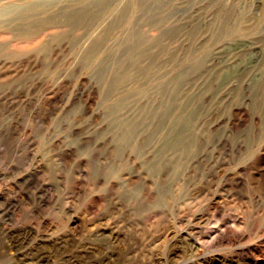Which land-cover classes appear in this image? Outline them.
<instances>
[{"label": "rangeland", "instance_id": "1", "mask_svg": "<svg viewBox=\"0 0 264 264\" xmlns=\"http://www.w3.org/2000/svg\"><path fill=\"white\" fill-rule=\"evenodd\" d=\"M28 1L37 0H0V264H39L40 253L49 264H264V0H113L103 39L102 27L35 37L63 11L17 14ZM229 14L241 30L225 36ZM138 50L147 56L133 64ZM124 70L138 75L117 87ZM153 101L166 103L157 147L198 117L201 150L210 146L214 160L201 165L211 174L190 187L181 212L117 198V181L143 179L128 180V163L113 172L115 131Z\"/></svg>", "mask_w": 264, "mask_h": 264}, {"label": "bare ground", "instance_id": "2", "mask_svg": "<svg viewBox=\"0 0 264 264\" xmlns=\"http://www.w3.org/2000/svg\"><path fill=\"white\" fill-rule=\"evenodd\" d=\"M167 1V0H166ZM172 1V0H170ZM169 1V2H170ZM202 1V0H201ZM204 1V0H203ZM211 1V0H210ZM26 2V1H25ZM30 2V1H28ZM116 1L113 0H37L30 2L29 4H23V7H17L16 13H21V10L29 11H39V10H48L49 8H56L58 5H61L62 14L57 19H50L43 24V26L37 30V35L35 33V37L39 36V31L49 32L51 37H59L61 35H66L69 31L77 30H86V32L94 30V28H101L104 30L102 35L105 37L106 31L108 30L109 23L107 21V17L111 14V12L115 11L117 6ZM125 2V1H124ZM129 2V1H128ZM123 3V1H122ZM191 3V2H190ZM193 3V2H192ZM200 3V2H199ZM261 4V3H260ZM20 5V3L18 4ZM133 5V4H132ZM184 5V4H183ZM188 5V4H187ZM199 5V4H198ZM207 5V4H206ZM21 6V5H20ZM131 6V5H130ZM181 6V5H180ZM133 7V6H132ZM152 7V6H147ZM157 7H160L157 5ZM184 7V6H182ZM187 8V6H185ZM189 7V6H188ZM191 7V6H190ZM208 7V6H207ZM222 7V6H221ZM220 7V8H221ZM226 7V6H225ZM19 8V9H18ZM185 8V9H186ZM203 8V7H202ZM223 8V7H222ZM259 8V7H258ZM114 9V10H113ZM127 9V8H126ZM129 9V8H128ZM160 9V8H159ZM204 9V8H203ZM13 10V9H12ZM122 10V9H121ZM162 10V8H161ZM178 10V9H177ZM35 11V12H36ZM50 11V10H48ZM125 11V10H124ZM200 9L196 10L198 14ZM25 12V11H24ZM53 12V11H52ZM58 12V11H57ZM123 12V11H122ZM126 12V11H125ZM124 12V13H125ZM147 12V11H146ZM151 12V11H150ZM162 12V11H161ZM173 12V10H172ZM188 12V11H187ZM185 12V13H187ZM214 12V11H213ZM223 12V11H222ZM37 13V12H36ZM47 13V12H46ZM121 13V12H120ZM180 13V11H179ZM219 13V12H218ZM23 13H21L22 15ZM28 14V13H27ZM43 14V13H42ZM113 14V13H112ZM119 14V11H118ZM145 14V13H144ZM155 14V13H154ZM170 14V13H169ZM211 14V13H210ZM15 15V14H14ZM121 15V14H120ZM125 15V14H124ZM128 15V14H127ZM165 16H160L155 21H153L149 26V31H153L158 28V26H162L165 23V19H167L166 12ZM172 15V14H171ZM176 15V14H175ZM181 15V13H180ZM23 16V15H22ZM152 16L151 15H148ZM211 16V15H210ZM220 16V15H219ZM218 16V17H219ZM238 16V15H237ZM123 17V15H122ZM139 17V16H138ZM181 17V16H180ZM193 17V16H192ZM198 17V15H197ZM215 17V16H214ZM119 18V17H118ZM125 18V17H124ZM188 18V17H187ZM220 18V17H219ZM139 19V18H138ZM145 19V18H144ZM154 19V18H153ZM184 19V18H183ZM208 19V18H206ZM225 19V18H224ZM240 19V18H239ZM189 20V18H188ZM107 21V22H106ZM113 21V20H112ZM117 21V20H116ZM143 21V20H142ZM149 21V20H148ZM151 21V20H150ZM181 21V20H180ZM184 21V20H183ZM198 21V20H196ZM206 21V20H205ZM210 21V20H209ZM250 21V20H249ZM114 22V21H113ZM128 22H132L130 17H128ZM146 22V21H145ZM189 22V21H188ZM207 22V21H206ZM245 22V21H244ZM247 22V21H246ZM122 23V22H121ZM136 25L135 22H133ZM144 23V22H143ZM172 23V22H171ZM184 23V22H183ZM191 23L193 21L191 20ZM203 23V22H202ZM208 23V22H207ZM221 23V21H220ZM219 23V24H220ZM251 23V22H250ZM222 24V23H221ZM125 25V24H124ZM131 25V24H130ZM148 25V24H147ZM174 25V23L172 24ZM259 25V24H258ZM38 26V25H37ZM41 26V25H40ZM112 26V25H111ZM179 26V25H178ZM183 26H186L183 24ZM214 26V25H212ZM223 35H235L238 34L241 30L240 21L237 18H234L230 14L223 21ZM252 26V25H251ZM188 27V26H187ZM206 27V26H205ZM167 28V27H166ZM180 28V27H178ZM183 28V27H182ZM249 28V27H248ZM251 28V27H250ZM23 29V28H22ZM114 29V28H113ZM247 29V28H246ZM100 30V29H99ZM102 30V31H103ZM112 30V29H111ZM147 30V29H146ZM173 30V29H172ZM180 30V29H179ZM205 30V29H204ZM254 30V29H253ZM7 31V30H6ZM95 31V30H94ZM98 31V30H97ZM138 31V30H137ZM169 31V30H168ZM167 31V32H168ZM171 31V30H170ZM187 31V30H186ZM244 31V30H243ZM164 32V31H163ZM192 32V30H191ZM201 32V31H200ZM203 32V31H202ZM208 32V31H207ZM251 32V31H250ZM260 32V31H259ZM96 33V32H95ZM112 33V32H111ZM174 33V32H173ZM2 34V33H1ZM0 34V35H1ZM30 34V33H29ZM48 34V35H49ZM73 34V32H72ZM154 34V33H153ZM179 34V33H178ZM246 34V33H245ZM256 34V33H255ZM49 35V37H50ZM87 35V34H86ZM136 35V34H135ZM163 35V34H162ZM172 35V32H171ZM180 35V34H179ZM184 35V34H183ZM248 35V34H247ZM129 36V35H128ZM158 36V35H157ZM161 36V35H159ZM176 36V35H175ZM196 36V35H194ZM217 36V35H216ZM219 36V35H218ZM249 36V35H248ZM151 37V36H150ZM236 37V36H235ZM259 37V36H258ZM263 37V36H262ZM40 38V37H39ZM47 38V37H46ZM99 38V39H100ZM147 38V37H146ZM157 38V37H156ZM173 38V37H171ZM185 38V37H184ZM208 38V37H207ZM211 38V37H210ZM216 38V37H213ZM232 38V37H231ZM158 39V38H157ZM170 39V36H169ZM205 39V38H204ZM160 38L156 40L154 43L158 46L161 44ZM198 40V39H197ZM208 40V39H207ZM215 40V39H214ZM213 40V41H214ZM235 40V39H234ZM233 40V42H234ZM250 40V37H249ZM252 40V39H251ZM250 40V41H251ZM255 40V39H254ZM96 41V40H95ZM94 41V42H95ZM135 41V40H134ZM133 41V42H134ZM225 41V39H224ZM101 42V41H100ZM217 42V41H216ZM228 42V41H227ZM231 42V41H230ZM264 42V41H263ZM93 43V42H92ZM96 43V42H95ZM243 43V42H242ZM249 43V42H248ZM260 40H255L253 50H259L260 48ZM262 43V42H261ZM133 44V43H132ZM154 44V46H155ZM167 44V43H166ZM240 44V42H239ZM246 44V43H245ZM251 44V43H250ZM4 45V44H3ZM6 45V44H5ZM169 45V44H168ZM231 44H229L230 46ZM264 45V44H263ZM95 46V45H94ZM137 46V45H135ZM171 46V45H170ZM213 46V45H212ZM199 47V46H198ZM235 47V46H234ZM233 47V48H234ZM5 48V47H2ZM182 48V47H181ZM200 48V47H199ZM198 48V49H199ZM220 48V47H219ZM242 48V47H241ZM246 48V47H245ZM263 48V47H262ZM94 49V48H93ZM155 49V48H154ZM217 49V48H216ZM6 50V49H5ZM135 50V49H134ZM181 50V49H180ZM222 50V49H221ZM230 50V49H229ZM233 50V49H232ZM237 50V49H236ZM162 51V50H161ZM234 51V50H233ZM246 51V50H244ZM243 51V52H244ZM263 51V50H262ZM174 52V51H173ZM172 52V53H173ZM199 52V51H198ZM222 52V51H221ZM236 52V51H235ZM242 52V53H243ZM252 52V51H251ZM147 51L138 50L134 54V63L136 64L137 60L144 59L147 56ZM167 53V52H166ZM176 53V52H175ZM179 53V52H178ZM220 53V51H219ZM215 54V53H214ZM218 54V53H217ZM255 54V53H254ZM157 55V54H156ZM168 55V54H167ZM253 55V54H252ZM256 55V54H255ZM154 56V55H153ZM152 56V57H153ZM234 56V55H233ZM239 56L242 57L241 53ZM257 57V56H256ZM155 58V57H154ZM168 58V57H166ZM176 58V57H175ZM234 58V57H233ZM177 59V58H176ZM174 60V59H173ZM163 61V60H162ZM128 63V62H127ZM130 63V62H129ZM164 64V63H162ZM256 64V63H255ZM161 65V64H160ZM159 65V66H160ZM260 65V64H259ZM124 67V66H123ZM129 67V66H128ZM135 67V66H134ZM258 67V66H257ZM154 68V67H153ZM259 68V67H258ZM263 68V67H262ZM152 69V68H151ZM261 69V68H260ZM256 70V69H255ZM263 70V69H262ZM125 71V70H124ZM149 71V70H148ZM130 72V71H129ZM259 72V71H258ZM138 73H121L117 75L115 80L116 86L120 87L124 85L126 82H129L130 78ZM138 77V76H137ZM264 77V76H263ZM240 78V77H239ZM180 79V78H179ZM137 80V79H136ZM247 81V80H246ZM135 82V81H134ZM244 82V81H243ZM174 83V82H173ZM240 83V82H239ZM133 84V83H132ZM247 84V83H246ZM114 85V84H113ZM239 85V84H238ZM242 85V84H241ZM250 85V84H249ZM252 85V84H251ZM234 86V85H233ZM125 87V86H124ZM131 88V87H130ZM173 88V87H172ZM258 88V87H257ZM240 91V89L238 90ZM246 91V90H245ZM259 91L262 98L261 107L264 108V81L261 83ZM113 92V91H112ZM233 92V91H232ZM184 93V92H183ZM182 93V94H183ZM257 93V92H256ZM157 95V94H156ZM245 95V94H244ZM246 96V95H245ZM158 97V96H157ZM166 97V96H165ZM253 97V96H252ZM256 98V97H255ZM260 98V99H261ZM163 99V98H162ZM251 99V98H250ZM249 99V100H250ZM257 99V98H256ZM145 100V99H144ZM167 100V99H166ZM139 101V100H138ZM182 101V100H181ZM136 103V102H135ZM183 103V102H182ZM117 104V103H116ZM168 104V103H167ZM171 105V104H170ZM169 105V106H170ZM259 105V104H258ZM117 106V105H116ZM120 106V105H119ZM135 106V105H134ZM139 106V105H138ZM165 106L166 103H146L139 107L135 115L128 121L121 124V126L116 129L114 134V155L116 158L117 165L116 169L113 167L114 173H118L119 168L122 166H126L128 163L129 170H126V175L128 180L134 178L135 176L141 180V183L135 184L133 183L129 187L127 183L125 184L123 181H120L116 184L119 185V188L123 187V192L119 194L117 197L119 200L124 199L129 208H139L140 205L138 199L144 197L148 199V201L153 200L152 204H148L153 206L152 208H165L164 212L169 211V208L173 210H177L179 212L182 211L180 207L181 204L185 201L182 200L188 196V192L191 186H197V180L202 176L206 177L207 174H211V172L206 173L202 171L201 165L210 166L213 164L214 160L212 157H209L208 151H210V146H207L205 149L201 150V131L199 118L195 117L192 120H188V127L179 132L172 139L164 141L161 146L157 147L155 145L154 138L156 133L159 131L161 127L162 119L165 117ZM170 108V107H169ZM260 108V107H259ZM168 109V108H167ZM111 110V109H110ZM169 110V109H168ZM112 111V110H111ZM263 111V110H262ZM259 112V111H258ZM117 113V112H116ZM132 113V111H131ZM264 113V112H263ZM261 114V113H260ZM103 116V115H102ZM168 116V115H167ZM172 116V115H171ZM117 117V116H116ZM176 117V115H175ZM182 117V116H181ZM256 117V116H255ZM115 118V117H114ZM183 118V117H182ZM113 119V118H112ZM116 119V118H115ZM169 119V118H168ZM181 118H177L176 121H179ZM111 120V119H110ZM117 120V119H116ZM175 120V119H174ZM206 120V119H205ZM210 120V119H209ZM217 120V119H216ZM125 121V119H124ZM164 121V120H163ZM186 121V120H185ZM112 122V121H111ZM115 122V121H114ZM167 122V121H166ZM181 122V121H180ZM261 122V121H260ZM174 123H176L174 121ZM205 123V122H204ZM210 123V122H209ZM111 124V123H110ZM184 124V122H183ZM163 125V123H162ZM169 125V123H168ZM213 125V124H212ZM118 126V125H117ZM180 126V125H179ZM202 126V125H201ZM204 126V125H203ZM167 127V126H166ZM175 128V126H174ZM173 128V129H174ZM168 129V128H167ZM165 130V129H164ZM175 130V129H174ZM209 130V129H208ZM112 131V130H111ZM169 131V130H168ZM171 132V131H170ZM176 132V131H175ZM209 132V131H208ZM173 133V132H172ZM166 134V133H165ZM171 136V135H170ZM209 136V135H208ZM213 136V135H212ZM211 136V137H212ZM203 137V136H202ZM209 137V138H211ZM157 138V137H156ZM171 138V137H170ZM161 140V139H160ZM208 140V139H207ZM215 141V140H214ZM226 141V140H225ZM224 141V142H225ZM240 141V140H238ZM238 144V142H237ZM217 145V144H216ZM238 146V145H237ZM103 147V146H102ZM235 147V146H234ZM112 149V148H111ZM238 149V148H236ZM208 150V151H207ZM111 151V150H110ZM214 151V150H213ZM236 151V150H235ZM240 151V150H239ZM211 152V151H210ZM112 154V152H111ZM235 154V153H234ZM242 154V153H241ZM141 155H146L148 158L141 159ZM244 155V154H243ZM222 156V155H221ZM237 157V156H236ZM244 157V156H243ZM125 159V161H124ZM141 159V160H140ZM231 159V158H230ZM257 159V158H255ZM259 160V159H258ZM189 161V162H187ZM256 161V160H254ZM107 162V161H106ZM111 162V161H110ZM252 162V161H251ZM113 163V162H112ZM203 163V164H202ZM253 163V162H252ZM189 164L188 167H186ZM112 165V164H111ZM249 165V164H248ZM252 165V164H250ZM202 166V167H203ZM218 166V165H217ZM112 167V166H111ZM144 167H146L144 169ZM243 167V166H241ZM245 167V166H244ZM105 168V167H104ZM207 168V167H206ZM239 168V167H238ZM226 169V168H225ZM220 170V169H219ZM224 170V169H223ZM104 171V170H103ZM106 171V170H105ZM207 171V170H206ZM32 172V171H31ZM244 172V171H243ZM110 173V172H109ZM226 173V172H224ZM223 173V175H224ZM112 174V173H111ZM221 174V173H219ZM235 174V173H234ZM228 175V174H227ZM230 175V174H229ZM228 175V176H229ZM238 175V174H237ZM236 175V176H237ZM5 176V175H4ZM235 176V175H234ZM207 178V177H206ZM121 180V179H120ZM217 180V179H216ZM122 182V183H121ZM140 182V181H139ZM208 182V181H207ZM102 183V182H101ZM136 183V182H135ZM58 184V183H57ZM202 184V183H201ZM208 184V183H207ZM233 184V183H232ZM41 185V184H40ZM42 186V185H41ZM109 186V185H108ZM114 186V184H113ZM218 186V185H217ZM198 187V186H197ZM40 188V187H39ZM117 188V187H116ZM225 188V187H223ZM230 188V186H229ZM113 189V187H112ZM197 189V188H195ZM219 189V188H218ZM202 190V189H201ZM213 190V189H212ZM232 190V189H231ZM198 191V190H197ZM200 191V190H199ZM229 191V190H228ZM234 191V190H233ZM216 192V191H215ZM219 192V190H218ZM230 192V191H229ZM200 193V192H199ZM205 193V192H204ZM207 193V192H206ZM228 194V193H227ZM45 195V194H44ZM113 195V194H112ZM194 195V194H193ZM201 195V194H200ZM208 195V194H207ZM236 195V194H234ZM229 196V195H228ZM232 196V195H231ZM237 196V195H236ZM262 196V195H261ZM209 197V196H208ZM216 197V196H215ZM48 198V197H47ZM202 198V197H201ZM94 199V198H93ZM143 199V198H142ZM197 199V198H196ZM231 199V198H230ZM236 199V198H234ZM239 199V198H238ZM236 199V200H238ZM53 200V199H52ZM194 200V199H193ZM198 200V199H197ZM200 200V199H199ZM203 200V199H202ZM229 200V199H228ZM141 201V200H140ZM201 201V200H200ZM219 202V200H217ZM232 201V200H231ZM235 201V200H234ZM93 202V201H92ZM119 202V201H117ZM236 202V201H235ZM238 202V201H237ZM14 203V202H13ZM45 203V202H44ZM114 203V202H113ZM122 203V202H121ZM178 203V206H177ZM91 204V203H90ZM94 204V203H93ZM207 204V203H206ZM225 204V203H224ZM223 204V205H224ZM233 204H235L233 202ZM237 204V203H236ZM235 204V205H236ZM139 205V206H138ZM232 205V204H231ZM237 206V205H236ZM115 207V206H114ZM113 207V208H114ZM120 207V206H119ZM220 207V206H219ZM112 208V209H113ZM244 208V207H243ZM140 209V208H139ZM145 209V208H141ZM193 209V208H192ZM215 209V208H214ZM217 209V208H216ZM137 210V209H136ZM222 210V209H221ZM243 210V209H242ZM119 211V210H118ZM130 211V210H128ZM134 211V210H133ZM132 211V212H133ZM145 211V210H144ZM187 211V210H186ZM213 211V210H212ZM211 211V212H212ZM219 211V210H218ZM217 211V212H218ZM231 211H233L231 209ZM245 211V210H244ZM117 212V210H116ZM139 212V211H137ZM236 212V211H235ZM134 213V212H133ZM142 213V212H141ZM220 213V212H219ZM232 213V212H231ZM124 214V213H123ZM132 214V213H130ZM158 214V213H157ZM223 214V213H222ZM230 214V213H229ZM227 214V215H229ZM128 215V214H127ZM134 215V214H133ZM215 215V214H214ZM224 215V214H223ZM129 216V215H128ZM136 216V215H135ZM210 216V215H209ZM208 216V217H209ZM216 216V215H215ZM222 216V215H221ZM240 216V215H239ZM120 217V216H119ZM143 217V216H142ZM190 217V216H189ZM200 217V216H199ZM225 217V216H224ZM223 217V218H224ZM38 218V217H37ZM134 218V216H133ZM157 218V217H156ZM196 218V217H195ZM214 218V216H213ZM222 218V217H221ZM220 218V219H221ZM222 218V219H223ZM230 218V217H229ZM122 219V218H121ZM126 219V218H125ZM147 219V217H146ZM152 219V218H151ZM197 219V218H196ZM217 219V218H216ZM236 219V218H235ZM234 219V221H235ZM42 220V219H41ZM124 220V219H123ZM127 220V219H126ZM133 220V219H132ZM131 220V221H132ZM218 220V219H217ZM242 220V219H241ZM130 221V222H131ZM137 221V220H136ZM213 221V220H212ZM219 221V220H218ZM240 221V220H238ZM51 222V221H50ZM128 222V221H127ZM138 222V221H137ZM214 222V221H213ZM166 223V221L164 222ZM204 223V222H203ZM218 222H215L217 224ZM228 222L226 221V224ZM230 223V222H229ZM228 223V226H229ZM233 223V222H231ZM235 224V222H234ZM201 225V224H200ZM203 225V224H202ZM239 225V224H237ZM244 225V224H243ZM255 226V224H253ZM218 226V224H217ZM236 226V225H235ZM253 226V227H254ZM186 227V226H185ZM215 227V226H214ZM219 227V226H218ZM237 227V226H236ZM239 227V226H238ZM243 227V226H241ZM252 227V228H253ZM196 229V228H195ZM203 229V228H202ZM207 229V228H206ZM205 229V231H206ZM211 229V228H210ZM213 229V228H212ZM240 229V228H239ZM21 230V229H20ZM238 230V229H236ZM30 231V230H28ZM196 231V230H195ZM213 231V230H212ZM221 231V230H220ZM185 232V231H184ZM189 232V231H188ZM199 231H197L198 233ZM211 232V231H210ZM219 230H216V233ZM30 233V232H29ZM35 233V232H34ZM33 233V234H34ZM193 233V232H192ZM209 233V232H208ZM185 234V233H184ZM194 234V233H193ZM199 234V233H198ZM206 234V233H205ZM43 235V233H42ZM213 235V234H212ZM216 235V234H215ZM26 236V235H25ZM39 236V235H38ZM24 237V236H23ZM245 237V236H244ZM43 239V238H42ZM27 240V239H26ZM59 240V239H58ZM209 240V239H208ZM42 242V241H41ZM58 242V241H57ZM190 242V241H189ZM207 242V239H206ZM224 242V241H223ZM238 242V241H237ZM260 242V240H259ZM195 243V242H194ZM253 243V242H252ZM26 246V245H25ZM46 246V245H45ZM49 247V245H48ZM60 247V246H59ZM258 247V246H257ZM26 248V247H25ZM47 250L49 248H46ZM56 249V248H55ZM42 250V249H41ZM58 250V249H57ZM197 250V249H196ZM29 251V250H28ZM246 251V250H245ZM252 251V250H251ZM255 251V250H254ZM256 252V251H255ZM8 253V251H7ZM30 253V252H29ZM51 253V252H50ZM242 253V252H241ZM21 254V253H20ZM48 254V253H47ZM32 255V254H31ZM53 256V255H52ZM55 257V256H54ZM73 257V256H72ZM197 257V256H196ZM51 258V257H50ZM50 258L45 254H38L36 256L37 262L39 264H49ZM64 258V257H63ZM71 258V257H70ZM94 258V257H92ZM34 259V258H33ZM53 259V258H52ZM91 259V258H90ZM95 259V258H94ZM215 259V258H214ZM239 259V258H238ZM25 260V259H24ZM62 260V259H61ZM69 260V259H68ZM71 261V260H70ZM35 262V261H34ZM68 262V261H67ZM94 262V261H93ZM118 262V261H117ZM68 264V263H67ZM74 264V263H73ZM191 264V263H190ZM212 264V263H211ZM232 264V263H231ZM242 264V263H241Z\"/></svg>", "mask_w": 264, "mask_h": 264}]
</instances>
